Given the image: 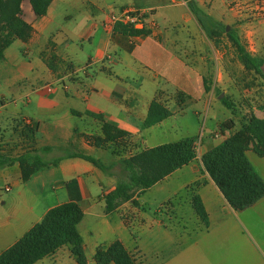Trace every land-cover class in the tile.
Returning a JSON list of instances; mask_svg holds the SVG:
<instances>
[{
  "label": "crops",
  "instance_id": "crops-1",
  "mask_svg": "<svg viewBox=\"0 0 264 264\" xmlns=\"http://www.w3.org/2000/svg\"><path fill=\"white\" fill-rule=\"evenodd\" d=\"M195 1L264 60V0ZM127 7L152 11L157 27L136 36L114 31L112 16ZM25 21L29 40L11 38L0 57V156L15 160L50 148L41 153L46 161L62 159L26 182L18 162L0 166V255L49 210L76 203L84 215L78 231L87 264H97V249L116 241L136 264H264V196L234 209L201 162L249 116L264 119V65L261 73L247 70L225 33L209 40L186 0H52L45 15L33 12ZM154 101L171 116L144 129ZM94 115L127 136L97 147L103 123ZM203 126L190 164L105 212V196L127 177L122 160L166 144L158 140L171 133L180 136L174 142L197 140ZM76 152L108 169L66 157ZM246 156L264 181V156L252 149ZM175 179L181 184H171ZM153 189L169 194L156 207L143 199ZM194 195L208 227L194 210ZM35 264L78 263L62 247Z\"/></svg>",
  "mask_w": 264,
  "mask_h": 264
},
{
  "label": "trees",
  "instance_id": "trees-1",
  "mask_svg": "<svg viewBox=\"0 0 264 264\" xmlns=\"http://www.w3.org/2000/svg\"><path fill=\"white\" fill-rule=\"evenodd\" d=\"M24 1L30 3L37 17L45 15L52 2V0H0V33L3 35L0 39V57L11 38L25 42L31 37L32 27L24 19L22 8ZM186 1L190 12L209 40H215L225 33L236 48L244 67L261 73L263 59L258 60L248 53L239 39L233 36L232 32L227 33L226 27L208 16L195 0ZM215 28H219L220 31H215ZM113 29L130 36L143 34L142 31L133 30L122 24H115ZM204 82L205 90L209 91L206 80ZM170 116L171 113L167 108L154 101L150 105L143 128L155 126ZM94 117L99 118L103 123L102 136L94 138L97 147L127 136L126 132L119 130L113 123L105 121L102 116L94 115ZM195 141L194 138H186L166 143L145 149L129 159L122 160L127 177L119 181L115 189L105 196V212L111 213L123 203L134 201L136 192L153 187L176 170L190 164L196 158ZM250 149L259 156H264V119H258L254 115L247 118L240 130L201 157L204 170L236 210L246 209L264 196V181L246 156V152ZM49 150L50 148H44L40 151L27 152L15 160L0 156V166L18 162L22 181L26 182L37 171L50 165H57L61 161L62 158L46 161L41 153ZM66 157L84 159L103 171L108 169L98 159L81 152L70 153ZM192 205L201 222L208 227V214L200 196L192 197ZM83 216L81 208L76 203H66L52 208L18 242L0 255V264H35L62 247L69 248L78 264H87L83 239L78 231ZM95 261L97 264H136L134 258L119 241L98 248Z\"/></svg>",
  "mask_w": 264,
  "mask_h": 264
},
{
  "label": "built area",
  "instance_id": "built-area-1",
  "mask_svg": "<svg viewBox=\"0 0 264 264\" xmlns=\"http://www.w3.org/2000/svg\"><path fill=\"white\" fill-rule=\"evenodd\" d=\"M110 24L113 27L115 24H122L130 27L133 30L142 31L143 33H146L147 30H152L153 28L157 27V22L153 18L152 11L142 10L134 7L124 8L118 14L113 15ZM202 134L203 133L200 134L199 139L194 143L196 156L200 151ZM215 135L218 137L219 133H216Z\"/></svg>",
  "mask_w": 264,
  "mask_h": 264
},
{
  "label": "rangeland",
  "instance_id": "rangeland-1",
  "mask_svg": "<svg viewBox=\"0 0 264 264\" xmlns=\"http://www.w3.org/2000/svg\"><path fill=\"white\" fill-rule=\"evenodd\" d=\"M23 8H24V10H25V15H24V18H25V20H30L31 19V17H32V15H33V12H32V10H31V7H30V4H29V2L28 1H25L24 3H23ZM156 19H157V21L161 24V25H163V26H165L166 24L163 22V18L162 17H160L159 15L156 17ZM261 60L262 58H260V57H258V60ZM169 93H174V92H169ZM187 113L188 114H192V110L190 109V108H187ZM212 118V117H211ZM208 119H210V117L208 118ZM203 121H204V119H203ZM210 122V121H209ZM149 132H151V131H147V134H149ZM201 133H204V126H203V128H202V131H201ZM200 133V134H201ZM147 136V135H146ZM148 137V136H147ZM199 137H200V135H199ZM177 139H180V136H177L176 134H173V133H171V134H168V135H165V136H163L162 138H160V140H158V143H168V142H174V141H176ZM199 139V138H198ZM197 139V140H198ZM176 178V177H175ZM171 184H173V185H175V186H177V185H180L181 184V182H179V181H177L176 179L175 180H173V181H171ZM164 186H165V190H167L166 188H167V184L165 183L164 184ZM186 191L184 190L183 192H182V197L183 198H185V193ZM168 192L167 191H162V192H157V189H153L152 191H150L145 197H143V199L144 200H146V201H149V203L151 204V206H153V207H156V206H158L160 203H162L163 201H166V198L168 197ZM175 198H173V200H174ZM153 209V208H152ZM191 228V227H190Z\"/></svg>",
  "mask_w": 264,
  "mask_h": 264
}]
</instances>
